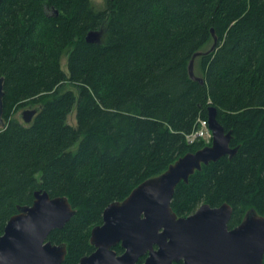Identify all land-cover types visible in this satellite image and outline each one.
Instances as JSON below:
<instances>
[{
  "label": "trees",
  "instance_id": "1",
  "mask_svg": "<svg viewBox=\"0 0 264 264\" xmlns=\"http://www.w3.org/2000/svg\"><path fill=\"white\" fill-rule=\"evenodd\" d=\"M101 26V42H87ZM212 28L215 48L194 60L200 83L187 66L211 47ZM0 76V236L36 190L66 196L74 213L48 240L66 244L61 264H78L109 203L205 146L185 134L209 106L237 152L180 181L173 211L227 202L229 228L251 208L264 214V0H105L102 9L90 0H0ZM27 105L36 109L29 123L12 116Z\"/></svg>",
  "mask_w": 264,
  "mask_h": 264
},
{
  "label": "water",
  "instance_id": "2",
  "mask_svg": "<svg viewBox=\"0 0 264 264\" xmlns=\"http://www.w3.org/2000/svg\"><path fill=\"white\" fill-rule=\"evenodd\" d=\"M103 26L89 30L87 42L100 43ZM213 43L206 51H196L188 62V74L203 83L194 71L197 56L215 48L217 37L211 29ZM3 76H0V127L4 126ZM35 108H24L20 115L29 123ZM207 123L212 140L193 152H186L165 171L148 178L122 200L109 203L103 210L102 223L90 231V243L95 250L79 259L78 264H136L146 254L142 264H262L264 256V214L249 209L241 222L228 228L232 207L201 204L193 213L178 216L170 202L176 185L188 182L189 176L227 155L232 157L238 146H230L232 130H225L217 119V109L207 108ZM29 205L17 206V212L7 220L0 236V264H61L66 244L48 240L51 230L61 228L71 218L74 209L66 196H50L36 190ZM123 248L121 254L113 249Z\"/></svg>",
  "mask_w": 264,
  "mask_h": 264
},
{
  "label": "rangeland",
  "instance_id": "3",
  "mask_svg": "<svg viewBox=\"0 0 264 264\" xmlns=\"http://www.w3.org/2000/svg\"><path fill=\"white\" fill-rule=\"evenodd\" d=\"M92 2V4L94 5V7L96 9H102L105 7V0H90ZM60 66L61 68L64 70V71H67V56H66V53H62L61 55V58H60ZM195 72L196 73H199V70L197 67H195ZM67 88H73L70 84H67ZM32 106L31 105H27V106H24V107H21L19 108L18 110H16L14 113H13V117L18 119V120H21L22 121V118H21V111L24 109V108H31ZM67 121L68 123L74 125L75 124V109H73L68 117H67ZM256 212V211H255ZM257 213V212H256ZM259 214V213H257ZM244 218V217H243Z\"/></svg>",
  "mask_w": 264,
  "mask_h": 264
},
{
  "label": "built area",
  "instance_id": "4",
  "mask_svg": "<svg viewBox=\"0 0 264 264\" xmlns=\"http://www.w3.org/2000/svg\"><path fill=\"white\" fill-rule=\"evenodd\" d=\"M185 139L188 143H193L197 140H202L205 144H210L212 140V133L208 127L206 118H197L195 128L185 134Z\"/></svg>",
  "mask_w": 264,
  "mask_h": 264
},
{
  "label": "flooded vegetation",
  "instance_id": "5",
  "mask_svg": "<svg viewBox=\"0 0 264 264\" xmlns=\"http://www.w3.org/2000/svg\"><path fill=\"white\" fill-rule=\"evenodd\" d=\"M229 220H230V219H229ZM228 222H229V221H228ZM228 228H229V227H228ZM61 243H63V242H61ZM55 244H59V243H55ZM90 244H91V243H90ZM91 245H92V244H91ZM116 245H119V246H120V244H116ZM116 245H115V246H116ZM115 246H114V247H115ZM93 247H94V246H93ZM114 247H113V249L115 250ZM120 247H121V246H120ZM121 248H122V247H121ZM94 250H95V247H94L93 251H94ZM115 251L117 252V250H115ZM122 252H123V248H122V251L119 252V253L117 252V254H121ZM87 255H88V254H87ZM142 256H144V259H145L146 254H145V255H142ZM139 258H140V257H139ZM139 258H138V259H139ZM137 261H138V260H137ZM143 261H144V260H143ZM179 262H181V261H179ZM142 263H143V262H142ZM142 263H141V264H142ZM136 264H137V263H136ZM172 264H173V263H172ZM181 264H182V262H181Z\"/></svg>",
  "mask_w": 264,
  "mask_h": 264
}]
</instances>
